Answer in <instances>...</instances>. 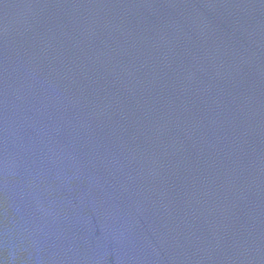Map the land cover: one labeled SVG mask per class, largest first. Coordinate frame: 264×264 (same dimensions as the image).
<instances>
[{
    "label": "water",
    "instance_id": "95a60500",
    "mask_svg": "<svg viewBox=\"0 0 264 264\" xmlns=\"http://www.w3.org/2000/svg\"><path fill=\"white\" fill-rule=\"evenodd\" d=\"M0 264H264V0H0Z\"/></svg>",
    "mask_w": 264,
    "mask_h": 264
}]
</instances>
